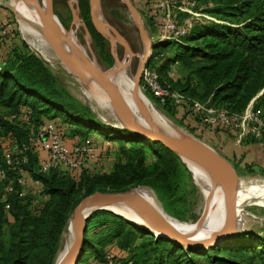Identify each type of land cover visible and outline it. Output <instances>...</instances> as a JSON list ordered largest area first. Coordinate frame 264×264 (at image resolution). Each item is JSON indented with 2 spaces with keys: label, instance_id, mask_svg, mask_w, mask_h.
I'll list each match as a JSON object with an SVG mask.
<instances>
[{
  "label": "trees",
  "instance_id": "1",
  "mask_svg": "<svg viewBox=\"0 0 264 264\" xmlns=\"http://www.w3.org/2000/svg\"><path fill=\"white\" fill-rule=\"evenodd\" d=\"M196 2L215 19L200 18L181 37L155 42L149 65L154 59L162 58L159 66L151 67L161 79L190 98L236 112H242L251 101L264 120V0ZM78 4L101 57L111 65L113 58L107 40L91 22L88 0H78ZM148 5L151 9L148 19L156 31L155 1ZM185 15V12L179 13L180 18ZM165 48L171 52L163 58ZM175 62L184 72L172 82L166 70ZM144 93L168 110H174L171 102L161 103L150 91L144 90ZM184 105L189 108V102ZM22 109L29 110L35 125L46 119L58 122L60 118L68 125L64 134L68 139L76 135L84 138L94 128L110 141L108 149L112 146L111 140L118 142L119 157H122L116 159L109 171L102 173H91L87 165L80 173L60 167L42 171L38 154L28 151V160L23 166L40 182L39 193L30 191L19 195L16 174L9 170L14 181L13 190L6 198L9 207L5 208L0 183V264H53L74 205L94 190L149 187L170 215L180 220L198 218L192 212L193 202L187 194L189 187L194 193L198 192L197 186L180 157L160 142L120 126L107 125L69 92L52 68L23 41L12 42L5 61L0 62V136L10 133L18 139L26 138L28 125L3 117L4 113ZM175 114L181 122L186 117L178 110ZM194 119L200 128L198 116ZM244 138L243 141L263 142L250 135ZM0 164H3L1 157ZM250 164L244 163L242 168L249 170L253 167ZM237 166L234 163L235 169ZM100 229L103 237L97 236ZM106 244L117 248L120 264H200L198 256L202 255H208L209 264H264V228L258 234L251 230L229 234L220 243L210 246L184 247L174 239L156 236L121 215L103 209L93 211L86 220L82 252L76 264L85 263L91 256L95 262L100 261L111 249H104Z\"/></svg>",
  "mask_w": 264,
  "mask_h": 264
},
{
  "label": "water",
  "instance_id": "2",
  "mask_svg": "<svg viewBox=\"0 0 264 264\" xmlns=\"http://www.w3.org/2000/svg\"><path fill=\"white\" fill-rule=\"evenodd\" d=\"M71 1L69 0V6L72 21H79V24H82L86 39L89 41L91 35L83 18L78 14V1L75 0L77 1L75 6ZM100 1L88 0L89 13L93 26L108 42V51L112 55L113 62L107 67H102L95 57L89 56L85 49L83 50L73 41L72 28H66L53 12L52 0H0V6L11 11L19 21L24 18V14L18 9L17 4L20 2L27 4L36 16L35 22L31 24L37 28L64 69L82 84L94 82L104 90L117 121L116 124L146 139L160 142L175 152L189 171L191 168L187 160L198 165L209 177V189L203 195L204 205L201 213L188 225L177 224L174 220H182L167 213L140 186L115 191L94 190L82 196L74 205L67 224L72 229L70 243L63 254L56 257L53 264L77 263L82 252L86 220L93 211L99 209L121 215L128 222L144 227L156 236L174 239L184 247L218 244L227 235L242 231L243 220L239 216L240 205L237 198L238 181L241 178L233 163L196 135L178 128H175L176 131H169L161 127L149 107L150 100L140 89L141 71L149 63L154 41L149 35L139 8L133 0H120L131 16L142 43V52L136 53L124 34L100 14ZM118 45L123 48L121 56L117 52ZM33 50L42 60L48 61L39 55L36 49ZM135 53L139 59L132 75L128 98L114 77L117 73L126 70ZM193 182L197 185L194 179ZM216 189L222 194L224 215L222 220L209 226L207 224L210 213L209 203ZM117 206L127 207L131 211L119 212L115 209Z\"/></svg>",
  "mask_w": 264,
  "mask_h": 264
},
{
  "label": "built area",
  "instance_id": "3",
  "mask_svg": "<svg viewBox=\"0 0 264 264\" xmlns=\"http://www.w3.org/2000/svg\"><path fill=\"white\" fill-rule=\"evenodd\" d=\"M180 12H185L186 15L180 18ZM200 18L215 19L203 10L202 6H198L196 0H155V20L158 27L154 35V43L163 39L181 37ZM12 30L11 21L0 19V43L9 44ZM4 61L5 52L0 46V62ZM139 86L143 93L144 90L150 91L161 103L174 104L180 115L186 114L187 118L193 119L198 116L199 126L219 128L238 139L250 135L264 141V120L259 111L253 107L252 102H249L242 112L206 105L186 96L170 82L161 79L157 70L149 63L141 71ZM186 101L189 102V108L184 105ZM3 117L16 119L29 126L25 139H18L10 133L0 136V157L3 161V164H0V183L3 184L1 199L5 202V208L9 207L6 198L13 190L14 181L9 175V170L16 174V180L20 186L18 194L21 196L29 192L25 184L40 185V182L34 179L23 166L28 160V151L38 154L39 168L42 171L60 167L69 168L77 173H80L82 167L98 152V146L88 138L76 135L69 140L54 119H46L35 125L31 121L28 109L15 113H4ZM105 142L110 143L109 140ZM35 201L39 203L38 198H35ZM118 257L119 254L116 251L108 249L103 254V258L94 264H120Z\"/></svg>",
  "mask_w": 264,
  "mask_h": 264
},
{
  "label": "rangeland",
  "instance_id": "4",
  "mask_svg": "<svg viewBox=\"0 0 264 264\" xmlns=\"http://www.w3.org/2000/svg\"><path fill=\"white\" fill-rule=\"evenodd\" d=\"M1 1H10V0H1ZM77 1L75 0L71 1L73 6H75ZM154 1L155 0H133V2L139 8L143 16L145 26L148 28L149 35L151 36L153 41H154V35L156 31L153 28V26L150 24V19H148V15L151 10L149 9L148 4H153ZM52 9H53V12L57 15L59 20L63 23V25L66 28L73 29L75 35L77 36L78 40L81 42V44L83 45L85 51L87 52L89 56L95 57L98 63L102 67H107L110 65V64H107L105 60L101 57L100 51L98 47L96 46V44L94 43L92 37L89 41L86 39L85 29L82 26V24H78V26L76 27V22L72 21L69 0H52ZM78 14L82 18L80 7H79ZM100 14L124 34V36L129 41L134 52L136 53L142 52V43L140 41L136 26L134 25L133 20L131 16L129 15L127 9L123 6L120 0H101L100 1ZM0 19L11 21L13 24V31H12L9 44L4 45L3 43H0V46L2 47L5 53L8 52L9 48H11L12 42L19 43L23 41L28 45L30 49L32 50L33 48L36 49L39 55H41L40 50L35 48V46H33L29 42L28 38L23 34L21 30L22 22L20 20L18 21L11 11H9L5 7L0 6ZM47 48H48L49 56L47 57L44 55H41V56L49 59L48 61L44 60V62L47 63L52 68L58 80L62 83V85L65 86V88H67V90L71 92L81 102L89 106V108L97 115V117L100 118L107 125L114 126V127L119 126L118 124H116L117 121L115 119V116L109 114V111L107 109H102V108L97 107L94 100L90 99L89 96L85 93L84 83L82 84L74 76L68 73L64 69V67L60 64L59 59L56 57V55L51 50V48L49 46H47ZM117 52L120 56L123 54V48L121 45L117 46ZM163 52H164V56H163L164 58L166 55H168L171 52V50L169 48H165L163 49ZM136 53L133 54L131 63L127 66L125 70L129 75H133L135 68L137 66V63H138L139 58ZM162 60H163L162 58L154 59L153 62H151V66L156 68L157 66H159ZM166 72H167V76L172 80V82L173 81L175 82L176 79L183 74L184 70L178 65V63L175 62L171 64V66L166 70ZM148 99L150 100V102H152L153 105H155V107L160 112H162L172 122V127L175 131H176L175 128H178L181 130H185L189 133H192L194 135H197V137L201 139L203 138L206 140H209V139L211 140V138L208 137L206 134H204V131L201 130V128L197 126L193 118L185 117L183 122H181V120H179L178 116L175 114L177 110L175 107H174V110L171 111L165 108L164 106H162V104L157 102L155 99H150L149 97ZM98 114L100 117L98 116ZM57 121H58L57 123L59 127H61L63 131V134L66 135L67 134L66 131H68V127H67L68 125L64 124L63 123L64 121L61 120L60 118H57ZM84 138H88L89 140H91V142L95 143L99 148L95 157L91 159L88 162V164H86L87 170H89L91 173L92 172L102 173V172L109 171L112 168L116 159L122 157V156L119 157L118 147L116 145L118 142L115 140H111L112 146L110 149H108L107 148L108 144L105 142V140H107L106 139L107 137L105 136V134L100 133L98 130H95L94 128L91 129L90 132L87 133V135ZM211 143H213V145L218 146V143L214 142V140H211ZM251 147H252L251 153L254 154L253 158H256L254 159V161H251L250 165H252L253 167H251V169L249 170H246L245 168H242L238 165L236 168L237 174L240 176L241 178L240 181L242 184H246V179L254 180L257 178H260V179L264 178V141L262 144H256V145L252 144ZM245 152H248V151H245ZM242 157H243V154H242ZM244 163H250V162L244 161ZM25 188L29 192L33 191V193H36V194L39 193L38 185L25 184ZM141 188L152 193L156 201L158 202V204L161 206L160 202L156 198L154 191L151 188L145 187V186H142ZM197 191L198 192L194 193L189 187L187 189V194H188V199L193 202L192 212L196 213L197 216H199V214L202 211L203 205H204V196H203L204 194L198 187H197ZM239 209L241 212V218L243 220L242 230H251L255 232L256 234H258V232H261V229L264 228V194L258 197H253V198L248 199L247 201L243 203V205L240 206ZM195 220L189 219V220H184V221L182 220L180 222H184V223L188 222L189 224L191 222H194ZM67 230L68 228L66 230L64 229L62 232L61 241H60L57 253L55 255V259L56 257H59L60 252L64 248L65 233ZM92 233L93 231H90V234ZM97 236L103 237L101 229L99 230V233H97ZM107 248H111L112 251H116L117 249L116 247H114V244H106L104 249H107ZM208 258H209L208 255L198 256V261L200 264H209ZM238 260L240 261V259ZM94 262L95 260L91 256L85 263L81 262L80 264H94Z\"/></svg>",
  "mask_w": 264,
  "mask_h": 264
},
{
  "label": "bare ground",
  "instance_id": "5",
  "mask_svg": "<svg viewBox=\"0 0 264 264\" xmlns=\"http://www.w3.org/2000/svg\"><path fill=\"white\" fill-rule=\"evenodd\" d=\"M18 9L24 14V18L19 19L22 22L21 30L23 34L28 38L29 42L35 46V48L40 50L41 55L49 56L47 43L37 30V28L31 24V22H35L36 16L31 8L25 3H18ZM79 21H76V27L78 26ZM72 39L73 41L79 45L83 50L84 47L81 42L78 40L77 36L75 35L72 29ZM45 58V57H44ZM47 59V58H45ZM49 60V59H48ZM115 81L119 84L125 95L129 98V87L132 81V75H129L125 70L117 73L114 77ZM85 87L84 91L89 96L90 99L94 100L97 107L102 109H107L109 114L114 115L108 97L104 90L94 82L85 83L83 82ZM149 107L161 127L169 131H175L172 127V122L162 113L160 112L152 102L148 101ZM187 164L191 168V175H193L194 181L199 186L198 188L202 191L205 195L207 190L209 189V177L208 175L196 164L187 160ZM239 183V181H238ZM147 195L152 197L155 201V197L149 191L141 188ZM264 194V178L260 179H246V184H242L241 181L238 184V204L241 206L245 201L250 198L258 197ZM210 213L208 216L207 224L216 223L223 219L224 215V208H223V201H222V194L220 190H215L212 194V198L209 203ZM117 211L122 213H129L131 210L127 207L117 206L115 208ZM239 216L241 217V212L239 209ZM245 220V219H244ZM179 225H188V223L180 222L179 220H174ZM72 237V229L68 226V230L65 233V244L63 250L60 252L59 257L63 254L65 249L68 247L70 240Z\"/></svg>",
  "mask_w": 264,
  "mask_h": 264
},
{
  "label": "crops",
  "instance_id": "6",
  "mask_svg": "<svg viewBox=\"0 0 264 264\" xmlns=\"http://www.w3.org/2000/svg\"><path fill=\"white\" fill-rule=\"evenodd\" d=\"M200 128L201 130L204 131V134H206L208 137L211 138V140H214V142L218 143L219 147L213 145L210 139L209 141L202 138L204 141H206L207 143L215 147L217 150H219L224 156H226L233 163V165L234 163H236L240 167L243 166L244 161L251 163V161H254V159H256L253 158L254 154L251 153L252 150L251 145L263 143V142H255V141H243L245 140L246 137L245 138L241 137L238 139L226 132L211 130L209 127L204 128L201 126Z\"/></svg>",
  "mask_w": 264,
  "mask_h": 264
}]
</instances>
